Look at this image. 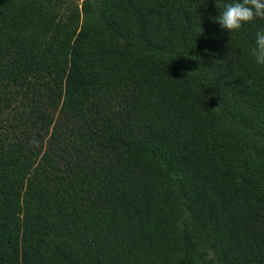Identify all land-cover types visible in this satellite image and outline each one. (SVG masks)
I'll return each instance as SVG.
<instances>
[{
  "label": "trees",
  "instance_id": "1",
  "mask_svg": "<svg viewBox=\"0 0 264 264\" xmlns=\"http://www.w3.org/2000/svg\"><path fill=\"white\" fill-rule=\"evenodd\" d=\"M234 2L0 0V264H264V19L221 29Z\"/></svg>",
  "mask_w": 264,
  "mask_h": 264
},
{
  "label": "clouds",
  "instance_id": "2",
  "mask_svg": "<svg viewBox=\"0 0 264 264\" xmlns=\"http://www.w3.org/2000/svg\"><path fill=\"white\" fill-rule=\"evenodd\" d=\"M256 18L264 19V0H242V2L238 0V2L226 3L215 20L221 29L233 32L240 29L244 23ZM250 54L257 65L264 66V29L256 33Z\"/></svg>",
  "mask_w": 264,
  "mask_h": 264
},
{
  "label": "rangeland",
  "instance_id": "3",
  "mask_svg": "<svg viewBox=\"0 0 264 264\" xmlns=\"http://www.w3.org/2000/svg\"><path fill=\"white\" fill-rule=\"evenodd\" d=\"M58 5L63 7V10H69L76 7L77 4H80L82 0H56Z\"/></svg>",
  "mask_w": 264,
  "mask_h": 264
}]
</instances>
